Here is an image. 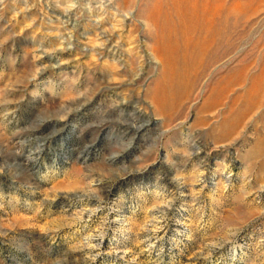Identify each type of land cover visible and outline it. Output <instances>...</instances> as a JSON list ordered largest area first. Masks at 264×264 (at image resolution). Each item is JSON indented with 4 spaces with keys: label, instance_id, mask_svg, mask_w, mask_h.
I'll return each instance as SVG.
<instances>
[{
    "label": "rangeland",
    "instance_id": "rangeland-1",
    "mask_svg": "<svg viewBox=\"0 0 264 264\" xmlns=\"http://www.w3.org/2000/svg\"><path fill=\"white\" fill-rule=\"evenodd\" d=\"M225 1L192 49L171 0H0V264H264V0Z\"/></svg>",
    "mask_w": 264,
    "mask_h": 264
},
{
    "label": "bare ground",
    "instance_id": "bare-ground-1",
    "mask_svg": "<svg viewBox=\"0 0 264 264\" xmlns=\"http://www.w3.org/2000/svg\"><path fill=\"white\" fill-rule=\"evenodd\" d=\"M187 1L188 0H171L172 9L170 14L172 15V18L174 17L176 19L175 20L169 19L168 22H172V25L175 26L177 38L174 39L172 36V38H169L168 40L172 42L171 44L173 46L175 44V40L181 39L184 40L187 47L193 49L198 46L197 41H194L191 38L193 34L209 31L210 34L216 38L225 31L226 27L228 26L227 24H228L229 16L231 14V10L227 8L225 0L224 1L220 0L221 2L220 8L214 10V13L213 11H211L209 16L211 15L212 18L211 19L209 18L210 20H208L207 16L201 12L199 6L180 7L179 5H177V3L187 2ZM203 1L210 2L211 0H203ZM153 21L154 23L156 22L154 19ZM158 42L159 45L161 46L164 40L160 39Z\"/></svg>",
    "mask_w": 264,
    "mask_h": 264
}]
</instances>
